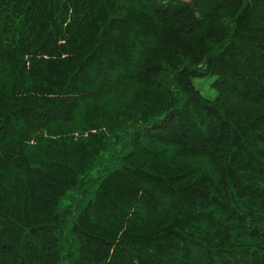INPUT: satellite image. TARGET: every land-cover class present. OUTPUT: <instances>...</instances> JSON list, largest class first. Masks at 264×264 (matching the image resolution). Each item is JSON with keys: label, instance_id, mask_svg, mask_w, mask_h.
<instances>
[{"label": "trees", "instance_id": "obj_1", "mask_svg": "<svg viewBox=\"0 0 264 264\" xmlns=\"http://www.w3.org/2000/svg\"><path fill=\"white\" fill-rule=\"evenodd\" d=\"M0 264H264V0H0Z\"/></svg>", "mask_w": 264, "mask_h": 264}, {"label": "rangeland", "instance_id": "obj_2", "mask_svg": "<svg viewBox=\"0 0 264 264\" xmlns=\"http://www.w3.org/2000/svg\"><path fill=\"white\" fill-rule=\"evenodd\" d=\"M212 78H197L195 79L196 86L201 90L203 95L214 97L216 95V90L211 86Z\"/></svg>", "mask_w": 264, "mask_h": 264}]
</instances>
